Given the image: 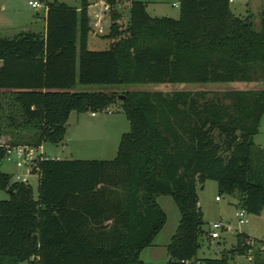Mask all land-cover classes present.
Here are the masks:
<instances>
[{
	"label": "trees",
	"instance_id": "16d2710c",
	"mask_svg": "<svg viewBox=\"0 0 264 264\" xmlns=\"http://www.w3.org/2000/svg\"><path fill=\"white\" fill-rule=\"evenodd\" d=\"M105 1L111 40L103 49L87 46L86 0L78 8L42 0V32L0 35V140L58 143L72 111L95 113L116 101L114 92L77 84L166 86L122 91L129 129L112 159H43L36 197L0 169L9 193L0 199V264H146L140 254L166 221L158 195L170 196L180 215L167 264H230L249 254V236L237 232L221 256L199 259L197 185L214 180L218 194L238 195L248 214L263 210L264 148L253 136L264 88L207 86L264 82V8L255 28L253 15H236L229 0H177V18L152 16L145 1L129 0L122 23L112 9L119 0ZM181 83L197 88L171 86ZM3 155L0 146V164ZM251 255L264 264V251Z\"/></svg>",
	"mask_w": 264,
	"mask_h": 264
},
{
	"label": "rangeland",
	"instance_id": "374dc122",
	"mask_svg": "<svg viewBox=\"0 0 264 264\" xmlns=\"http://www.w3.org/2000/svg\"><path fill=\"white\" fill-rule=\"evenodd\" d=\"M40 7L34 8L29 4V0H0V35L13 36L20 31L42 32L45 26V6L42 0H37ZM68 5L74 6L80 3V0H58ZM90 7L91 31L88 36L87 46L89 49H103L107 47L111 40L107 36L110 24V7L104 9L102 2L105 0H88ZM147 1V11L152 16H170L178 17L179 9L177 0H145ZM233 0L230 3L231 10L239 16L251 13L255 28H259V13L264 8V0ZM129 0H119L112 7L120 13L119 22L125 23L128 20ZM100 11L102 16L99 20L94 16L95 12ZM94 12V13H93ZM188 83L171 84V86L196 89V86ZM164 84L140 83L125 85H102V84H77L74 90L84 91H105L121 94L125 89H161ZM246 88L261 87L264 88V82L256 83H228L208 85V89L224 88ZM171 89V87H168ZM109 110V111H107ZM106 109L95 111V116H90V110L83 112L73 111L69 120L72 126H75L74 132H66L65 137L58 143L43 142L40 145L42 154L47 158L61 159H112L116 155L118 143L122 133L129 129V122L121 110L120 100L108 105ZM255 144L264 148V114L261 118L258 131L253 136ZM0 169L11 175L14 181L15 173L24 174L23 168H16L12 163L5 160L1 161ZM28 184L31 186L33 197L37 196L38 175L31 173L27 176ZM198 204L203 215V230L201 235L197 257L199 259L207 257L221 256L223 249H230L235 242V233L244 232L252 239H264V208L260 214H247L246 223L238 224L235 212L241 207L238 205V195H220L217 191V183L214 180H205L197 185ZM219 196V200H216ZM9 193L6 189L0 188V199H7ZM157 202L166 214V221L162 229L154 239L153 245L145 248L141 252V258L146 264H166L167 253L166 244L176 229L179 221V211L168 195H158ZM214 221L230 222L232 232L223 234L219 241L211 239L208 241L207 232L209 223ZM26 264V263H21ZM230 264H253L252 255L244 254L235 256Z\"/></svg>",
	"mask_w": 264,
	"mask_h": 264
},
{
	"label": "built area",
	"instance_id": "2783aa9c",
	"mask_svg": "<svg viewBox=\"0 0 264 264\" xmlns=\"http://www.w3.org/2000/svg\"><path fill=\"white\" fill-rule=\"evenodd\" d=\"M233 0H229L231 3ZM29 4L34 7H40V3L37 0H30ZM45 6V5H44ZM102 6L104 9L109 7L108 3L102 2ZM46 8V7H45ZM94 16L99 20L102 16L101 12H95ZM107 110V109H106ZM109 111V110H107ZM94 114V112H92ZM0 146L4 150V155L2 160H5L9 163H12L16 168H23L25 170L24 174L15 173L14 181L19 183L28 184L27 176L31 173H37L39 176V162L43 159H46L40 149V146H35L31 144H7L3 140H0ZM216 200H219V196H216ZM247 212L244 208H240L235 212V216L238 224L246 223L247 221ZM234 229L238 230V228L232 227L230 222H222V221H214L209 223V230L207 232V237L209 241L211 239H220L224 233L232 232ZM246 244L249 246L248 253L251 254L253 248H257L260 251H264V242L263 241H255L252 238H248ZM167 264V263H166ZM181 264H203L200 261H191V260H182Z\"/></svg>",
	"mask_w": 264,
	"mask_h": 264
},
{
	"label": "crops",
	"instance_id": "0c3cea01",
	"mask_svg": "<svg viewBox=\"0 0 264 264\" xmlns=\"http://www.w3.org/2000/svg\"><path fill=\"white\" fill-rule=\"evenodd\" d=\"M30 1V0H29ZM58 1V0H57ZM143 1H145V0H143ZM62 2V1H61ZM146 3H147V1H145ZM246 2H248V0L246 1ZM65 3V2H64ZM80 3H81V0H80ZM80 3L78 4V5H74L75 7H79L80 6ZM86 3H87V5H86V8H87V12H88V15H89V17H90V13H91V11H90V7H91V4H90V2L88 1V0H86ZM147 7H148V4H147ZM146 7V8H147ZM45 12H46V9H45ZM94 13V12H93ZM72 113H73V111L70 113V115H69V118H68V121H67V127H66V132L69 130V132H74L75 131V126H72L71 125V123L69 122V120H70V118H71V116H72ZM90 116H95V113L94 114H92V112H90ZM65 135H66V133H65ZM65 137V136H64ZM62 141V140H61ZM59 159H61V158H59ZM141 255V254H140ZM141 257V256H140ZM142 259V258H141ZM143 260V259H142ZM143 262H144V260H143ZM146 263V262H145Z\"/></svg>",
	"mask_w": 264,
	"mask_h": 264
},
{
	"label": "water",
	"instance_id": "95a60500",
	"mask_svg": "<svg viewBox=\"0 0 264 264\" xmlns=\"http://www.w3.org/2000/svg\"><path fill=\"white\" fill-rule=\"evenodd\" d=\"M110 96H111L112 98H114V99H118V100H123V98H124V95H122V94H115V93H112V94H110Z\"/></svg>",
	"mask_w": 264,
	"mask_h": 264
}]
</instances>
